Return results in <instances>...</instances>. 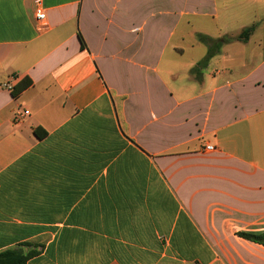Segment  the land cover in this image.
<instances>
[{"label":"crops","instance_id":"0c3cea01","mask_svg":"<svg viewBox=\"0 0 264 264\" xmlns=\"http://www.w3.org/2000/svg\"><path fill=\"white\" fill-rule=\"evenodd\" d=\"M35 1L0 0V252L264 264V0Z\"/></svg>","mask_w":264,"mask_h":264},{"label":"trees","instance_id":"16d2710c","mask_svg":"<svg viewBox=\"0 0 264 264\" xmlns=\"http://www.w3.org/2000/svg\"><path fill=\"white\" fill-rule=\"evenodd\" d=\"M252 30H253V26L242 31V33L240 34L241 39H247L250 33L252 32ZM198 40L207 46V53L205 58L196 65V71H198L201 67H203L206 64L207 60H209V58H211L215 54V52L218 51V49L224 43L228 42L230 39L227 37H222L219 39H211L204 35H199ZM79 41H80V46L84 48V44L80 36H79ZM30 85H31V81L28 78L23 79L16 87L12 88L11 90L12 96H15L20 91L24 90ZM34 135L37 138H42L45 135V132L42 131L40 128H36L34 130ZM239 236L248 241L264 245V235L241 233L239 234ZM35 254H36L35 251L22 254L20 252L11 249L4 250L0 252V264H26L28 259L33 257Z\"/></svg>","mask_w":264,"mask_h":264},{"label":"built area","instance_id":"2783aa9c","mask_svg":"<svg viewBox=\"0 0 264 264\" xmlns=\"http://www.w3.org/2000/svg\"><path fill=\"white\" fill-rule=\"evenodd\" d=\"M34 20L38 25L39 29H44L47 27V24L45 22V11L41 5L40 0L35 1V6H34ZM5 87L9 89L10 91L12 90L11 85L5 84ZM23 114H27V111H24ZM22 117V113H17L14 117L15 120H18ZM206 151L212 150L211 146L205 147Z\"/></svg>","mask_w":264,"mask_h":264},{"label":"rangeland","instance_id":"374dc122","mask_svg":"<svg viewBox=\"0 0 264 264\" xmlns=\"http://www.w3.org/2000/svg\"><path fill=\"white\" fill-rule=\"evenodd\" d=\"M208 26H209V24H208Z\"/></svg>","mask_w":264,"mask_h":264}]
</instances>
